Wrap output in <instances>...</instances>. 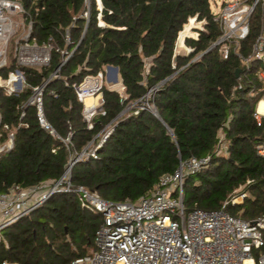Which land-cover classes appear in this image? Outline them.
<instances>
[{
    "label": "trees",
    "instance_id": "16d2710c",
    "mask_svg": "<svg viewBox=\"0 0 264 264\" xmlns=\"http://www.w3.org/2000/svg\"><path fill=\"white\" fill-rule=\"evenodd\" d=\"M14 1L31 21L29 42L52 50L49 66L19 68L25 78L20 93L7 95L0 87V145L12 134V148L0 153V193L58 182L71 154L93 141L95 157L71 168L73 188L135 203L182 162L208 156L204 168L183 180L185 211L219 209L242 187L248 197L228 204L226 212L247 221L264 216V157L256 150L264 146V120L257 126L253 117L262 64L253 60L246 68L234 54L225 60L219 48L208 50L220 34L209 0H100L101 10L97 0ZM193 18L204 22V30L196 40H185L188 55L175 54L178 34ZM249 28L240 42L244 57L262 30L260 9ZM55 49L73 53L47 81L62 61ZM105 67L117 68L124 92L103 87L104 115H96L89 130L72 85ZM16 69L11 56L0 77ZM45 81L42 111L55 136L39 124L35 105L26 104L30 89ZM148 93L156 116L138 109ZM107 129L110 134L98 145ZM101 221L100 213L81 205L78 193H53L3 230L0 264H70L93 253Z\"/></svg>",
    "mask_w": 264,
    "mask_h": 264
},
{
    "label": "built area",
    "instance_id": "2783aa9c",
    "mask_svg": "<svg viewBox=\"0 0 264 264\" xmlns=\"http://www.w3.org/2000/svg\"><path fill=\"white\" fill-rule=\"evenodd\" d=\"M215 6L217 9L212 13L213 21L218 25L220 34L208 50L219 48V53L225 60L230 54H234L246 68L253 60L262 64V68L256 72L261 96L253 114L257 126H261L264 120V112L259 110L260 103L264 104V0H227ZM257 8L261 11L262 30L252 45L250 55L244 57L239 52L240 42L247 38L250 19ZM84 16H87V13ZM188 22L195 23L196 26L187 30L188 27L184 25L175 45L180 44L190 53L191 49L185 47V40H196L198 31L204 30V22H197L195 18ZM99 26L103 24L100 23ZM20 30L26 33L24 39L14 47L17 69L9 72L4 84L0 85L7 95H17L25 87V78L19 68L47 67L51 60L50 46L29 42L31 21L24 17L21 4L14 0H0V69L7 64V46L10 40ZM187 31H191L192 36L185 35ZM55 51L62 56L61 67L73 53L58 49ZM59 70L57 73L54 70L47 81L58 76ZM111 74L109 67H105L95 76L85 77L81 83L72 85L77 100L83 105L82 118L89 130L93 127V118L98 114L104 115L101 92L103 87L123 95L121 80L113 83ZM47 81L30 89L31 95L26 104L35 105L39 124L50 135L55 136L54 131L45 122L42 111V93ZM116 86H119L120 90H117ZM240 88L241 84H238L237 89ZM149 93L139 100L138 109H148L156 116L154 107L147 102ZM87 99H90L89 103H86ZM134 106L135 104L129 105L123 113ZM109 134L110 130H105L98 145L103 143ZM70 136L69 132L67 138L62 140L65 145L70 142ZM92 145L93 141L77 155L78 161L90 156L95 157V148ZM11 148L12 134L8 136L7 142L0 146V153ZM219 148L218 152L223 149V145ZM256 150L264 157L263 145L257 146ZM208 163V156L201 159L189 158L182 162L173 174L162 176L152 193L140 197L135 203L104 200L96 192H90L83 187L73 188L70 180L63 176L54 184L46 183L27 189L15 188L2 192L0 240L7 226L28 216L51 194L75 192L79 194L81 205L100 213L102 221L94 233L93 253L75 259L70 264H264V216L247 221L231 216L225 210L228 204H239L248 197L242 187L236 190V196H232L219 209L185 211L183 180L186 175L200 171Z\"/></svg>",
    "mask_w": 264,
    "mask_h": 264
},
{
    "label": "rangeland",
    "instance_id": "374dc122",
    "mask_svg": "<svg viewBox=\"0 0 264 264\" xmlns=\"http://www.w3.org/2000/svg\"><path fill=\"white\" fill-rule=\"evenodd\" d=\"M85 1H86V3H88V0H85ZM222 1H227V0H209V5H210V9H211L212 13H214L216 11V9H217V7L215 6V4L216 5H220L222 3ZM192 26L194 27V26H196V24L195 23L194 24L193 23L191 24V23L188 22L186 24V28L188 27L187 30L190 29V28H192ZM191 31L193 32L194 30H191ZM191 31H187L188 33L185 32V35H187L188 37L192 36V32ZM25 33H26V31L20 30L19 32H17L12 37V39L10 40V43L7 46V60L11 56L14 57V47H15L16 43H18V42H20V41H22L24 39ZM177 46L175 45V51H174L175 54L184 55V56H186V55L189 54L185 48H183V47L180 46V44H178ZM196 58L197 57H195L193 60H195ZM111 76L112 77L114 76L113 73L111 74ZM117 78H118V82H120L119 75H118ZM4 81H5V79H2V80L0 79V85H3L4 84ZM115 88H117V90H120L119 86H116ZM0 146H2V145H0Z\"/></svg>",
    "mask_w": 264,
    "mask_h": 264
},
{
    "label": "water",
    "instance_id": "95a60500",
    "mask_svg": "<svg viewBox=\"0 0 264 264\" xmlns=\"http://www.w3.org/2000/svg\"><path fill=\"white\" fill-rule=\"evenodd\" d=\"M98 1V6H99V9L101 10V3H100V0H97ZM61 67V64H59L56 68H55V73H57V71L60 69ZM109 70L113 73V79L112 81L114 83H116L118 81V70L117 68L115 67H109ZM241 70L240 69H237L235 70V77L238 78L239 74H240ZM19 87H20V84H19ZM78 159H79V156L75 155V154H71L70 158H69V161L68 163L66 164L65 168H64V174H63V178L65 179H70V171H71V168L73 167V165L78 162Z\"/></svg>",
    "mask_w": 264,
    "mask_h": 264
},
{
    "label": "bare ground",
    "instance_id": "6f19581e",
    "mask_svg": "<svg viewBox=\"0 0 264 264\" xmlns=\"http://www.w3.org/2000/svg\"><path fill=\"white\" fill-rule=\"evenodd\" d=\"M187 33H188V32H187ZM89 101H90V99H87V100H86V103H89ZM259 110H260L261 112H264V104H263V103H260Z\"/></svg>",
    "mask_w": 264,
    "mask_h": 264
}]
</instances>
